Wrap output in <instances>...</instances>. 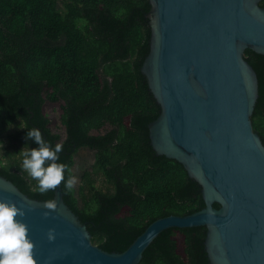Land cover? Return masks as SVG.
I'll list each match as a JSON object with an SVG mask.
<instances>
[{"label": "trees", "instance_id": "16d2710c", "mask_svg": "<svg viewBox=\"0 0 264 264\" xmlns=\"http://www.w3.org/2000/svg\"><path fill=\"white\" fill-rule=\"evenodd\" d=\"M61 2L0 0V137L9 142L0 154V175L32 199H54L55 189L39 192L22 168V152L38 146L25 138L32 127L50 145L59 143L43 106L63 102L67 135L57 162L66 165L65 178L74 176L81 148L95 157L78 190L61 181L64 200L95 245L122 253L155 220L192 214L205 202L184 166L150 144L148 126L161 107L141 72L150 51L149 1ZM245 58L259 79L252 123L264 144V55L246 50ZM106 126L111 129L94 134ZM100 179L105 189L96 186ZM206 233L204 226L165 230L139 264H209Z\"/></svg>", "mask_w": 264, "mask_h": 264}, {"label": "water", "instance_id": "95a60500", "mask_svg": "<svg viewBox=\"0 0 264 264\" xmlns=\"http://www.w3.org/2000/svg\"><path fill=\"white\" fill-rule=\"evenodd\" d=\"M148 1L141 72L161 107L148 126L150 144L184 166L205 207L155 220L119 253L92 242L61 183L56 208L47 209L0 175V200L23 209L16 218L27 226L36 264H139L165 230L201 226L209 264H264V144L252 123L259 79L245 58L246 50L264 55L263 0Z\"/></svg>", "mask_w": 264, "mask_h": 264}, {"label": "clouds", "instance_id": "9594fccd", "mask_svg": "<svg viewBox=\"0 0 264 264\" xmlns=\"http://www.w3.org/2000/svg\"><path fill=\"white\" fill-rule=\"evenodd\" d=\"M25 138L34 140L38 145L22 152V168L36 180L37 190L45 193L49 189H55L61 181H64L65 189H71L76 178H65L66 165L57 162L62 145H50L35 127L28 128ZM44 206L55 209L56 203L48 200ZM48 214L43 213L45 216ZM23 215V209L18 208L14 202L0 200V264H36L33 255L34 243L27 235V226L16 218ZM47 237L49 240L55 238L54 229L48 230Z\"/></svg>", "mask_w": 264, "mask_h": 264}, {"label": "rangeland", "instance_id": "374dc122", "mask_svg": "<svg viewBox=\"0 0 264 264\" xmlns=\"http://www.w3.org/2000/svg\"><path fill=\"white\" fill-rule=\"evenodd\" d=\"M60 6L62 7V2L59 0ZM63 102H51L46 101L43 106V112L49 119V128L54 134L60 136L59 143H62L66 138V128L61 121L62 109L61 105ZM110 126H106V128L102 129L98 133H106L110 130ZM9 142L6 138L0 137V154H3V148L7 147ZM75 164L73 166V173L74 177L76 178L74 187L76 190L79 189L81 185V175L83 174L84 170H92L93 165L95 162L94 151L89 148H81L74 157ZM96 186L100 189H105V183L102 179H100Z\"/></svg>", "mask_w": 264, "mask_h": 264}, {"label": "flooded vegetation", "instance_id": "af4514ba", "mask_svg": "<svg viewBox=\"0 0 264 264\" xmlns=\"http://www.w3.org/2000/svg\"><path fill=\"white\" fill-rule=\"evenodd\" d=\"M94 134H96V135H97V134H99V133H98V132H94ZM102 134H104V133H102Z\"/></svg>", "mask_w": 264, "mask_h": 264}]
</instances>
